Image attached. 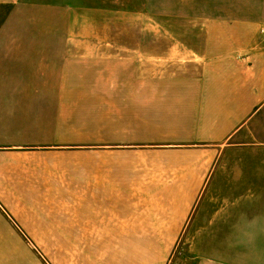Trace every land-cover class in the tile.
<instances>
[{
	"label": "crops",
	"instance_id": "crops-1",
	"mask_svg": "<svg viewBox=\"0 0 264 264\" xmlns=\"http://www.w3.org/2000/svg\"><path fill=\"white\" fill-rule=\"evenodd\" d=\"M253 19L247 40L212 55L194 49L178 78L168 72L181 123L136 124L149 136L92 150L57 143L62 111L44 121L45 109L56 114L63 106L61 91L46 86L68 72L60 57L47 53L56 48L0 43V260L8 250L13 256L11 244L44 241L29 238L31 209L15 202L46 194L47 185H56L51 180L60 183L66 156L86 169L88 195H101L87 208L83 226L90 233L81 242L144 244L130 251L127 264H264V247L220 248L264 243V16ZM9 83L32 86L8 90ZM84 150L94 154L81 155L86 160L79 166L72 153ZM147 244L168 251L162 255ZM192 244L200 248L192 251Z\"/></svg>",
	"mask_w": 264,
	"mask_h": 264
},
{
	"label": "rangeland",
	"instance_id": "rangeland-1",
	"mask_svg": "<svg viewBox=\"0 0 264 264\" xmlns=\"http://www.w3.org/2000/svg\"><path fill=\"white\" fill-rule=\"evenodd\" d=\"M256 13L264 16V0H0V43L56 48L47 53L60 57L68 72L46 86L61 91L63 106L56 114L52 107L45 109L44 121L60 118L62 111L57 143L101 149L148 137V131L134 129L136 124L181 123L182 108L174 105L179 100L168 93L174 73L168 72L178 78L184 59L196 57L194 49L212 55L223 45L247 40L254 31L248 20ZM11 85L32 86L9 83L8 90ZM89 153L94 154H72H78L80 166L86 160L81 155ZM62 169L61 182L51 180L56 185H47L46 194L15 202L31 209L25 219L29 238L44 241L11 244L13 256L8 250L0 264H127L130 251L145 249L144 244L81 242L90 233L83 226L89 222L87 208L101 195H88L83 166L77 168L65 156ZM235 198L245 202L243 196ZM147 245L162 255L168 251L164 244ZM198 245L192 244V251ZM225 246L244 252L262 250L264 243L220 244ZM188 249L189 244H178V250Z\"/></svg>",
	"mask_w": 264,
	"mask_h": 264
},
{
	"label": "built area",
	"instance_id": "built-area-1",
	"mask_svg": "<svg viewBox=\"0 0 264 264\" xmlns=\"http://www.w3.org/2000/svg\"><path fill=\"white\" fill-rule=\"evenodd\" d=\"M262 32H264V28L262 29Z\"/></svg>",
	"mask_w": 264,
	"mask_h": 264
}]
</instances>
